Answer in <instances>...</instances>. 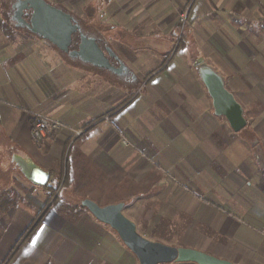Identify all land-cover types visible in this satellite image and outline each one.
Listing matches in <instances>:
<instances>
[{
    "label": "crops",
    "instance_id": "crops-1",
    "mask_svg": "<svg viewBox=\"0 0 264 264\" xmlns=\"http://www.w3.org/2000/svg\"><path fill=\"white\" fill-rule=\"evenodd\" d=\"M45 1L67 11L82 29L88 28L86 32L92 37L104 41L129 74L119 78L89 65L71 64L31 34L21 44L0 46V192L20 181L41 196L40 207L34 211H42L36 231L14 264H138L111 229L87 212L67 215L59 211L61 208H52L47 204V192L50 182L65 171L66 163L67 193L61 201L71 207L84 199L93 201L86 184L90 177L79 171L85 158H93L92 163L104 175L111 164L122 171L121 163L108 160L104 151L116 149L118 141L123 143L132 133L122 123L108 129L100 122L107 116L109 98L125 97L130 85L154 73L161 76L154 87L156 97L175 91L185 101L195 102L192 109L185 110L169 99L165 106L170 112L160 111L151 124L148 146L139 144V152L124 158L145 157L143 151L148 148L145 161L153 165L148 195L157 199L155 203L162 199L163 209L174 216L180 213L212 227L228 245L236 244L234 250L215 251L216 258L233 264H264V235L259 232L264 228V183L252 160L250 145L241 146L245 143L241 131L248 125L244 109L258 97L252 84L264 78V0H195L189 9L188 0ZM184 11L189 29L176 45L173 38ZM222 11L230 16H219ZM3 24L0 17V27ZM10 30L8 34L16 31L12 27ZM179 49L178 63L172 65L173 58L165 66L167 53L174 51L176 56ZM170 66V72L162 76ZM240 72H245L250 84L246 79L235 80ZM215 84L234 101L237 99L245 121V127L237 133L215 112L210 94ZM174 112L181 114L169 117ZM33 113L46 115L68 129L35 142L31 138ZM202 117L206 120L200 123ZM215 136L224 141V147L217 144ZM259 141L264 149V138ZM25 160L49 175L46 186H36L24 176ZM145 165L136 167L132 178L138 177ZM211 190H215V206L207 200H195L202 204L203 211L197 216L189 212L188 196L193 191L202 194ZM71 196L73 199H68ZM9 211L21 213L15 205ZM33 221L29 217L27 228ZM155 241L175 247L173 241Z\"/></svg>",
    "mask_w": 264,
    "mask_h": 264
},
{
    "label": "rangeland",
    "instance_id": "rangeland-1",
    "mask_svg": "<svg viewBox=\"0 0 264 264\" xmlns=\"http://www.w3.org/2000/svg\"><path fill=\"white\" fill-rule=\"evenodd\" d=\"M5 1L6 0H0V17L1 21L5 23L0 27V46L6 43L21 44L24 42V38L30 34L22 30H16L11 34L9 32L8 34V31L12 32V30H10L11 26L4 15V11L1 10V8L3 9ZM191 5L188 6V9ZM219 16L229 17L230 14L222 11L221 14L219 13ZM215 22H217V19ZM223 28L220 27L219 29L223 30ZM188 29V24L185 25L182 30L178 27L176 36L173 38V42L176 45H179L181 43H179V41H182V39L186 37ZM180 51L179 49L176 56H174V51L171 54L167 53L165 66H167L173 58L172 65L177 64ZM171 66L165 73H162V76L170 72ZM181 72L182 71H180V74ZM108 73L111 74L110 72ZM160 79L161 76H156V73L146 80L139 78L136 83L129 86V93L127 95L125 94V97L115 96L114 98L108 99L107 116L100 122L101 126H106L109 129L110 126H116L122 123L125 129L131 131L132 136H128V138L123 137L129 143L124 139L123 143L119 140L116 149L109 150L108 148L104 151L106 155H109L108 160L110 159L114 162L119 161L121 163L119 166H121L122 171H119L118 168L111 164L108 174L104 175L102 173L103 170L92 163L93 158L89 157L84 159L86 161L80 165L79 171L85 172V174L90 177L88 178L89 181H87V183L85 182L88 186L87 190L92 192L93 196L91 199L93 202L102 206L126 202L125 210L123 211L124 216L137 226L140 235L150 241H173L175 242V247H179L180 244L190 243L194 245V247L185 248L198 250L213 257H215V251L219 252L225 250L226 252L229 248L234 250L236 244L232 242L228 245L226 239L216 233L212 227H207L205 224L193 221L191 218L182 216L180 213L176 217L169 210L168 212L163 209L165 204H162V199L160 200L161 203H155L157 199H152V197L148 195L150 183H153V180L149 178V171H151L150 175L153 173V165L152 163L146 162L148 161L146 157L148 156L147 151L149 153L148 148L143 151L145 157L140 156L141 158H133L129 156L124 158L128 153L134 151L139 152V149H137L139 144L142 145L143 143L148 146L149 138H152V132L150 130L151 124L158 118V113L160 111H164V114L167 111L170 112V109L165 106L169 99L176 103L177 107L185 110H188L187 108L189 107V109H192V105L195 101H185V99L179 95L180 93L177 94L175 91H167L165 94L156 97L154 94V87L157 85L158 81H161ZM245 79V72H240L235 80L244 82L243 80ZM245 81L249 83V78ZM248 83L245 84V87L249 86L250 83ZM252 91H256L258 97L255 95L257 97L256 102L250 103L249 109H244V115L248 125L245 130L241 131V137L246 139L241 138V141L243 140L245 142L241 144V146L246 148L250 145L251 157L254 161L253 155L255 147L253 146H255L256 143L259 145L256 147L259 148L264 158V149H262L259 141L260 138H264V78L252 84ZM175 94L177 95L175 96ZM235 101H237V99H235ZM176 113L177 112L169 113V117H173V114L174 116L181 114L175 115ZM252 118H256V120H252ZM205 120L206 119L202 117L200 123L205 122ZM256 123L258 124L255 125ZM260 124H262V126H260L261 128L255 132V127ZM188 135L190 136V133H188ZM186 138L188 140V137ZM215 140L220 147H224V141L218 136H215ZM72 143V141L69 143L67 152ZM76 147L77 145L72 147L71 154L76 150ZM115 153L117 154L113 157L112 155ZM142 163H146L145 167H141L144 168V170L142 171L140 169L141 172H139L138 177L132 178V173L135 175L136 167L140 168ZM258 173L262 175V181L264 183V173L262 174L260 171H258ZM117 176L118 178H116ZM12 182L13 181H10V184H12ZM19 182L20 181L17 182V186L0 192V264H14L21 253L26 249L29 241V238L26 239L24 234L27 224L30 223L27 222L29 217L34 220L40 218V216L38 217L40 213L34 211V208L40 207L39 200L41 201V196L36 194L34 189L30 192L29 189H26L25 186ZM62 183L63 181L59 179L50 182L51 189L47 192V204L53 206L52 208L63 205L61 200L66 198L67 187H63ZM53 191H55V194L52 197L50 195H52ZM57 194H59L60 197L61 203L59 202V204L58 200L55 202L53 201ZM68 199H73V196ZM195 200H207L210 205L213 204L215 206V190L205 193L202 191V194H199L198 191H193L192 195L188 196L187 209H189V212L195 213L194 216H197L199 213H202L203 206L202 204H197ZM184 204H186L185 200ZM13 205L17 206L21 213L17 214L9 211V208ZM179 206L180 205H178V207ZM71 208L72 207H69L68 214H70ZM14 214H17L19 217L17 216L16 219L12 221L10 220V216H14ZM245 229L248 232L251 230L248 225L245 226Z\"/></svg>",
    "mask_w": 264,
    "mask_h": 264
},
{
    "label": "water",
    "instance_id": "water-1",
    "mask_svg": "<svg viewBox=\"0 0 264 264\" xmlns=\"http://www.w3.org/2000/svg\"><path fill=\"white\" fill-rule=\"evenodd\" d=\"M11 25L35 36L67 55L72 61L105 70L122 78L129 69L118 60L104 42L83 32L79 22L67 11L47 3L45 0H17L12 5ZM78 42L71 50L73 37ZM115 63L117 65H115ZM215 112L223 116L234 132L245 127L241 109L222 87L215 84L210 88ZM254 157L264 170V158L259 148H254ZM22 172L34 185L44 187L49 175L40 170L30 160L23 162ZM81 206L100 224L111 229L136 258L138 264H233L198 250L174 247L161 242L150 241L140 235L136 225L123 214L124 203L99 206L85 199Z\"/></svg>",
    "mask_w": 264,
    "mask_h": 264
},
{
    "label": "trees",
    "instance_id": "trees-1",
    "mask_svg": "<svg viewBox=\"0 0 264 264\" xmlns=\"http://www.w3.org/2000/svg\"><path fill=\"white\" fill-rule=\"evenodd\" d=\"M12 1L13 0H6L5 2H4V4H3V9L1 8V10H3L4 11V15L6 16V19H7V21H8V23L10 22V16H11V4H12ZM59 8H61V7H59ZM62 9V8H61ZM13 29H15V30H19V29H16V28H14L12 25H10ZM88 28H84L83 27V32L86 34V35H88V36H92L90 33H88V32H86V30H87ZM23 31V30H22ZM26 32V31H25ZM78 42V39H77V36H74L73 37V42H72V47H71V50H73L74 48H75V45H76V43ZM179 43H180V41H179ZM48 44V43H47ZM48 45H50V44H48ZM51 46V45H50ZM51 47H53V46H51ZM54 48V47H53ZM55 49V48H54ZM58 53L61 55V57H63V59L65 60V61H67V62H69V63H71V64H76V63H79L78 61H72V60H70L68 57H67V55H65V54H62V53H60L59 51H58ZM258 147L259 145L256 143V145L255 146H253V147ZM253 159H254V162H255V165H256V167H257V169H258V171H260L262 174L264 173V170L258 165V163L256 162V160H255V157H254V155H253ZM68 176H69V168H68V164L66 163V165H65V171H63L61 174H60V176H59V180H62V178L64 177V179H63V187L66 185V183H67V180H68ZM54 194H55V191H53V193H52V195H50V196H54ZM56 200H58V204H59V202H60V197H59V194H57L56 195V197H55V199L53 200L54 202L56 201ZM85 200V199H84ZM82 201V200H81ZM81 201L80 202H78V204H77V206H74V207H72L70 210H71V212H70V214H73L74 212H87V210L85 209V208H83L82 206H81ZM61 203V202H60ZM63 205H61V206H59V207H57V208H61V210H59L61 213H64V214H67V215H70V214H68V209H69V207H71V206H67L66 204H64V203H62ZM125 204V203H124ZM99 205V204H98ZM126 205V204H125ZM99 206H102V205H99ZM125 210V209H124ZM66 212V213H65ZM41 213L42 212H40V214L38 215V217L41 215ZM88 213V212H87ZM38 224H39V220L38 219H36L35 221H33V223L30 225V227L29 228H27V230L25 231V238L26 239H30L31 237H32V235L34 234V232L36 231V229H37V227H38Z\"/></svg>",
    "mask_w": 264,
    "mask_h": 264
},
{
    "label": "built area",
    "instance_id": "built-area-1",
    "mask_svg": "<svg viewBox=\"0 0 264 264\" xmlns=\"http://www.w3.org/2000/svg\"><path fill=\"white\" fill-rule=\"evenodd\" d=\"M194 1L195 0H188L187 5L193 4ZM187 24V11H184L179 17V27L182 30ZM32 119L31 138L38 143L44 141L50 135H55L68 129L66 125L40 113H33ZM80 134L81 133H76V135ZM259 232L264 235V228L259 230Z\"/></svg>",
    "mask_w": 264,
    "mask_h": 264
},
{
    "label": "flooded vegetation",
    "instance_id": "flooded-vegetation-1",
    "mask_svg": "<svg viewBox=\"0 0 264 264\" xmlns=\"http://www.w3.org/2000/svg\"><path fill=\"white\" fill-rule=\"evenodd\" d=\"M16 1H17V0H13V1H12L11 7H12L13 4L16 3ZM11 15H12V9H11ZM10 17H11V16H10ZM100 40H101V39H100ZM101 41H102V40H101ZM103 42H104V41H103ZM104 45L106 46V43H105V42H104ZM74 49H75V48H74Z\"/></svg>",
    "mask_w": 264,
    "mask_h": 264
}]
</instances>
